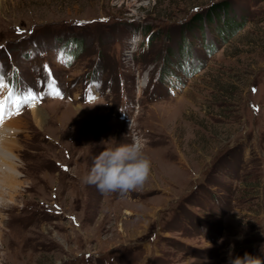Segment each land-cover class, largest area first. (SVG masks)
Wrapping results in <instances>:
<instances>
[{
    "label": "rangeland",
    "instance_id": "obj_1",
    "mask_svg": "<svg viewBox=\"0 0 264 264\" xmlns=\"http://www.w3.org/2000/svg\"><path fill=\"white\" fill-rule=\"evenodd\" d=\"M0 72L41 97L11 116L0 264L264 261V0H0ZM133 142L142 191L82 182Z\"/></svg>",
    "mask_w": 264,
    "mask_h": 264
},
{
    "label": "clouds",
    "instance_id": "obj_2",
    "mask_svg": "<svg viewBox=\"0 0 264 264\" xmlns=\"http://www.w3.org/2000/svg\"><path fill=\"white\" fill-rule=\"evenodd\" d=\"M151 168V160L140 143L119 144L104 150L94 159L82 182L95 186L103 195L130 197L132 192L144 189L151 177ZM233 264H264V261L246 254Z\"/></svg>",
    "mask_w": 264,
    "mask_h": 264
},
{
    "label": "bare ground",
    "instance_id": "obj_3",
    "mask_svg": "<svg viewBox=\"0 0 264 264\" xmlns=\"http://www.w3.org/2000/svg\"><path fill=\"white\" fill-rule=\"evenodd\" d=\"M7 117H5L4 123L0 125V219L2 218V209L6 208L5 199L3 201L5 193L8 192L12 197L16 194L14 192L16 191L15 187L19 185L16 174L13 172L12 158L8 155L7 151L17 148L16 136L18 135V131L21 130L22 125H25L22 118Z\"/></svg>",
    "mask_w": 264,
    "mask_h": 264
},
{
    "label": "snow or ice",
    "instance_id": "obj_4",
    "mask_svg": "<svg viewBox=\"0 0 264 264\" xmlns=\"http://www.w3.org/2000/svg\"><path fill=\"white\" fill-rule=\"evenodd\" d=\"M49 75L51 76V73ZM48 87L49 95L63 98L54 81L48 84ZM5 89H7L6 95L4 94ZM40 99L39 94L31 88L23 91L15 85L7 83L6 75L0 72V125L4 123L6 116L19 115L26 106H34V102H38ZM88 100L89 102H94L95 97L90 94Z\"/></svg>",
    "mask_w": 264,
    "mask_h": 264
},
{
    "label": "trees",
    "instance_id": "obj_5",
    "mask_svg": "<svg viewBox=\"0 0 264 264\" xmlns=\"http://www.w3.org/2000/svg\"><path fill=\"white\" fill-rule=\"evenodd\" d=\"M195 11V10H194ZM192 19V18H191ZM83 44H81V46H82ZM211 47H212V45H211ZM208 49V48H207Z\"/></svg>",
    "mask_w": 264,
    "mask_h": 264
}]
</instances>
